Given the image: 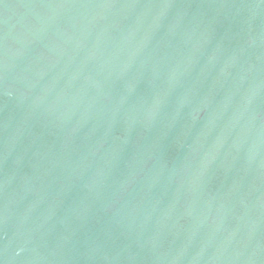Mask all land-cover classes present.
<instances>
[{"label": "water", "instance_id": "95a60500", "mask_svg": "<svg viewBox=\"0 0 264 264\" xmlns=\"http://www.w3.org/2000/svg\"><path fill=\"white\" fill-rule=\"evenodd\" d=\"M0 264H264V0H0Z\"/></svg>", "mask_w": 264, "mask_h": 264}]
</instances>
